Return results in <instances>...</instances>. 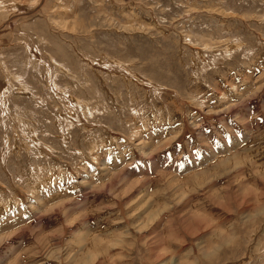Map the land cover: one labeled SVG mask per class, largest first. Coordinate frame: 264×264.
Listing matches in <instances>:
<instances>
[{
    "label": "rangeland",
    "instance_id": "rangeland-1",
    "mask_svg": "<svg viewBox=\"0 0 264 264\" xmlns=\"http://www.w3.org/2000/svg\"><path fill=\"white\" fill-rule=\"evenodd\" d=\"M0 264H264V0H0Z\"/></svg>",
    "mask_w": 264,
    "mask_h": 264
}]
</instances>
